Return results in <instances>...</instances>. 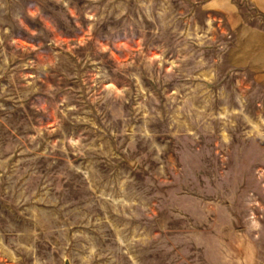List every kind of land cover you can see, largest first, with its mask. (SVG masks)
<instances>
[{
    "label": "rangeland",
    "instance_id": "rangeland-1",
    "mask_svg": "<svg viewBox=\"0 0 264 264\" xmlns=\"http://www.w3.org/2000/svg\"><path fill=\"white\" fill-rule=\"evenodd\" d=\"M232 2L0 0V264H264V16Z\"/></svg>",
    "mask_w": 264,
    "mask_h": 264
},
{
    "label": "crops",
    "instance_id": "crops-1",
    "mask_svg": "<svg viewBox=\"0 0 264 264\" xmlns=\"http://www.w3.org/2000/svg\"><path fill=\"white\" fill-rule=\"evenodd\" d=\"M257 11L264 16V0H248ZM208 4L211 8H216L223 11H230L234 8L232 0H208ZM262 34V40H264V31Z\"/></svg>",
    "mask_w": 264,
    "mask_h": 264
}]
</instances>
